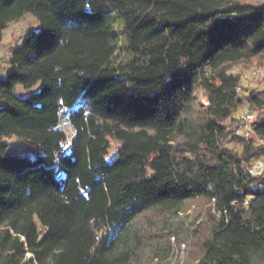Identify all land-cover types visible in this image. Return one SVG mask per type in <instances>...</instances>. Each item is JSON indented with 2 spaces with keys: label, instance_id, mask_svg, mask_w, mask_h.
I'll list each match as a JSON object with an SVG mask.
<instances>
[{
  "label": "trees",
  "instance_id": "16d2710c",
  "mask_svg": "<svg viewBox=\"0 0 264 264\" xmlns=\"http://www.w3.org/2000/svg\"><path fill=\"white\" fill-rule=\"evenodd\" d=\"M27 13L40 29L0 76V264L164 260L196 201L210 219L192 229H206L195 264H264V173L248 172L264 158V83L245 85L264 71V1L0 0V45ZM62 107L77 134L57 177Z\"/></svg>",
  "mask_w": 264,
  "mask_h": 264
},
{
  "label": "rangeland",
  "instance_id": "374dc122",
  "mask_svg": "<svg viewBox=\"0 0 264 264\" xmlns=\"http://www.w3.org/2000/svg\"><path fill=\"white\" fill-rule=\"evenodd\" d=\"M243 2H250V3H261L264 0H241ZM40 29L39 22L36 20L34 15L32 13H27L23 16L22 19L18 21H13L9 23L8 28L4 32L2 44L0 45V76L1 78L5 79L6 74L10 72L11 65H10V59H11V51L14 48H20L23 43L24 36L29 31H38ZM238 72V69H236ZM250 77V76H249ZM245 85L249 88L255 87V83L252 78H249L247 82H245ZM42 84L39 83L37 86H35L33 89L22 91L20 88L18 89L19 92L23 93V96H26V94L33 93V92H39L41 89ZM201 103L203 105L208 104V99L206 95L202 94L201 96ZM242 111L241 113L245 112ZM240 113V114H241ZM239 117V115H238ZM242 135V133H241ZM7 143L10 144V151H17L22 152L23 147L17 143L16 138L12 137L11 139L7 140ZM234 148L236 151L241 152L242 147L241 145L230 143L229 147ZM115 145L112 148V151L114 150ZM208 208L209 205L205 202L196 201L193 203H190L189 206L186 207V212L182 213L179 219V224L181 226H184L183 230L180 235V239L183 241L181 245L177 243L175 238H172V250L170 253V256L167 259L162 260L160 257L155 259L151 264H195L193 255L198 254L199 255V247L196 245V242L202 240L203 234L206 233V229L203 228L200 230L201 239H195L192 234V229L206 224V222L210 219V216H208ZM220 216L219 212H213V216L215 219H218ZM151 220L155 221L156 225L159 226V229L162 227V218H158L156 216L150 215ZM142 220L145 221V225L148 224V220H145V217L142 218ZM178 224V225H179ZM153 232H159L154 229ZM188 235V236H187ZM150 255V254H149ZM30 255H28L29 257Z\"/></svg>",
  "mask_w": 264,
  "mask_h": 264
},
{
  "label": "built area",
  "instance_id": "2783aa9c",
  "mask_svg": "<svg viewBox=\"0 0 264 264\" xmlns=\"http://www.w3.org/2000/svg\"><path fill=\"white\" fill-rule=\"evenodd\" d=\"M251 78H253V81L255 83L257 82H262L264 83V71L257 70L252 72ZM236 93H238L239 97H243L244 92L241 86H237L236 88ZM74 107H62L59 111V121L56 125L55 130H60L65 134V143L60 149V151L57 153V160H56V167H57V173L56 176L60 177L62 174V169H61V160L62 157L66 154H69L71 151V147L73 144V139L75 138L77 134L76 128L72 125L71 122V116H72V111ZM240 121L243 122V135L246 137H250L252 133V126L255 122V113L252 111H245L239 115ZM66 122L67 128L63 126V123ZM69 127V129H68ZM260 141H263L261 139ZM252 167L248 168V172L250 173L251 176L253 177H260L264 173V158L256 159Z\"/></svg>",
  "mask_w": 264,
  "mask_h": 264
},
{
  "label": "bare ground",
  "instance_id": "6f19581e",
  "mask_svg": "<svg viewBox=\"0 0 264 264\" xmlns=\"http://www.w3.org/2000/svg\"><path fill=\"white\" fill-rule=\"evenodd\" d=\"M67 125H68V124H66V122L63 123V126L66 127V128H67ZM72 125H73V124H72ZM68 129H69V127H68ZM64 156H65V155H64ZM64 156H63V157H64ZM63 157H62V158H63Z\"/></svg>",
  "mask_w": 264,
  "mask_h": 264
}]
</instances>
